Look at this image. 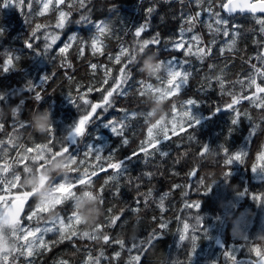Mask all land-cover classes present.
Segmentation results:
<instances>
[{"label":"trees","instance_id":"obj_1","mask_svg":"<svg viewBox=\"0 0 264 264\" xmlns=\"http://www.w3.org/2000/svg\"><path fill=\"white\" fill-rule=\"evenodd\" d=\"M227 1L85 0L82 5L81 0H66L57 7L55 0H11L8 8L0 5V28L4 29L0 35V94L5 96L0 100V169L11 165L7 173L0 174H20L19 186L11 189L14 192L33 191L23 188L21 181L44 169L37 168L44 163L42 160L32 159L38 146L48 144L53 151L58 150L56 138L67 137L87 111L86 134L77 137L76 144L69 142L70 153L78 155L73 168L78 167L79 171L54 175L49 186L73 181L77 198L89 193L101 196L103 201V215L90 230L79 218V223L73 218L69 227L75 199L40 213L30 224L46 226L50 222L48 228L52 231L42 236L45 244L39 243L30 260L15 257L5 264H171L170 245L187 222L191 232L180 255H192L189 262L204 264L207 260L203 255L210 250L212 256L216 255L210 257V264H236L243 260L241 256L233 260L228 253L252 255L248 247L264 252V233L253 238L250 232L248 237L245 235L251 219L260 211L258 200L253 197H264V172L255 175L252 170L262 159L264 164V92L256 88L257 84L264 87V32L258 22L264 17L229 14L223 6ZM149 8L153 9L151 13L147 12ZM61 12L66 15L63 26L57 27ZM216 13L228 21L226 26L215 23ZM82 16L88 19L82 20ZM146 20L149 28L135 37L133 29ZM98 23L107 26L103 33L96 28ZM225 27L228 35L224 34ZM155 33H159L160 45L140 50L143 55L137 62L138 47L134 41L150 39ZM52 36L57 37L55 43ZM72 36L76 39L70 41ZM93 39H98L95 50ZM25 41L33 47H26ZM46 44L51 47L45 54ZM65 44L70 46L61 53ZM174 44L182 47L174 48ZM133 47H137L135 61L128 65L132 74L124 84L121 70L127 71V56L121 55V49ZM152 53L165 65L175 58L183 72L189 73L181 90L166 97V124L160 120L150 123L148 117L154 99L147 97H155L161 88L173 87L167 83L168 75L155 80L139 71L143 60ZM8 59L12 63L5 73ZM250 76H255V84ZM108 91L113 92L108 97L111 107L104 100ZM121 91L126 94H118ZM37 93L42 97L40 101L35 100ZM187 99H194L197 104L188 106ZM97 105L93 113L92 107ZM11 106H19L14 118L8 115ZM189 107L200 119L199 125H187L183 111ZM46 109L51 112L54 129L42 136L32 130L30 122ZM232 118L238 119L237 125L231 124ZM105 123L109 127H104ZM113 124L117 133L111 131ZM153 126L150 137L148 129ZM125 139L127 144L123 143ZM205 145L209 147L207 153L203 152ZM89 146L93 150L86 156ZM28 148L33 151L28 152ZM157 149L168 155L162 156ZM237 153L241 154L240 161L233 159L231 165L225 164ZM97 155L100 160H96ZM121 161L124 163L120 170L108 166ZM29 165L32 171L24 172ZM85 172L91 183L80 185L78 178ZM191 172L195 174L190 175ZM4 187L0 185V189ZM188 203H199L200 207L188 208ZM58 215L64 220L63 240L61 225L52 223ZM237 218L241 222V241L231 235ZM84 232L89 235L84 236ZM105 235L109 237L107 242ZM219 237L225 240L226 250H213ZM181 261L185 262L184 256Z\"/></svg>","mask_w":264,"mask_h":264},{"label":"snow or ice","instance_id":"obj_2","mask_svg":"<svg viewBox=\"0 0 264 264\" xmlns=\"http://www.w3.org/2000/svg\"><path fill=\"white\" fill-rule=\"evenodd\" d=\"M84 2H85V0H81L82 5L84 4ZM0 5H2L3 8H8L11 5V0H0ZM223 6L228 11L229 14L234 13L237 10H239L241 12L247 10V11H250L252 13H256L258 11L264 12V0H259L258 3L232 4L231 6L225 4ZM45 7H47V5H45ZM152 11H153L152 8L147 9L148 13H151ZM208 11L211 13V6H209ZM65 15L66 14L64 12L60 13L61 21H60V23L57 24V27L63 26V18L65 17ZM215 15L217 16V19L215 21V23L217 25H225L226 26L228 24L227 20L219 18L218 13H216ZM81 19L87 20L88 17L82 16ZM258 22L262 25L261 31L264 32V20H258ZM149 26L150 25H149L147 20L143 24L136 26L134 28V36L137 38L140 37L141 34L149 28ZM106 27H107L106 25L102 26L99 23L96 24V28L98 29V31L100 33H103L105 31ZM209 27H211V25H209ZM219 30L220 29H217V31H219ZM189 31H191V29H189ZM3 33H4V29L0 28V35H3ZM224 34L228 35V31H227L226 27L224 29ZM33 35H34V33H33ZM56 39H57L56 36H52V43H55ZM69 39H70V41L75 40L76 37L72 36ZM193 39L199 41V37H197V36H193ZM97 42H98V39H93V41H92V47L94 50L96 49ZM134 43L138 47L139 50L144 51L149 45H153V46L158 47L161 43V39H160L159 33H155L150 39H144L142 41L136 40V41H134ZM25 45L28 48L33 47V45L29 41H25ZM69 46H70V44H65L64 47H62L59 51L61 53H63ZM50 47H51L50 44L45 45V54L47 53V50ZM137 47H133L130 50L129 49H123V48L121 49V55L127 56V61L124 64V68H127V71L124 72V69L121 70L123 72L121 82L124 84H126L127 81L131 78L132 73H131V69L128 68V65L132 64L135 61L134 48H137ZM173 47L174 48H180V47H182V45L181 44H174ZM200 51L203 52V49H201ZM37 54H39V53H37ZM116 60H117V62H119L120 56H117ZM11 63H12L11 59H8L7 61H5V67L3 69V71L5 73H7L9 71V67L11 66ZM183 63H186V61ZM165 66L167 68V75L169 77L167 83L169 86H173L171 88V90H169V88H165V89H167V97H169V96L174 95L176 92H179L181 90L182 84H186V82L188 80L189 73L183 72V69L180 67V65L175 63V58H173L171 61H169L167 63V65H165ZM93 67H95V65H93ZM256 71L259 72V69H257ZM250 79H251L252 84L256 83L255 76H250ZM44 80H47L46 76L44 77ZM28 83H29V85H31L32 81L29 80ZM114 83H115V81H114ZM117 88H119V85H117ZM256 88H257L258 92H264V87H261L260 85L257 84ZM112 94H113L112 91H108L107 96L104 97L105 104H107L109 107L112 106V102L108 101V97H111ZM118 94H126V93H123V91H121ZM141 94H143V93H141ZM4 99H5V96L0 95V100H4ZM41 99H42L41 95L39 93H37L35 95V100L40 101ZM257 99H259V97H257ZM236 102H237L236 100L233 101V103H236ZM185 103L188 106H193V105L197 104V101H195L194 99H187ZM21 104H23V101H21ZM261 106L264 107V100L261 101ZM96 107H99V106L97 105V106L92 107L93 113H95ZM228 107L231 108V105H229ZM105 110H107V109H105ZM218 111H219V109H217L213 113V115H215L216 112H218ZM183 116L187 117L186 123L189 127L192 125H199L201 123L200 119L193 114V110L190 107L186 108L183 111ZM206 119H210V117H208ZM88 123H89V114L87 113V111H85L83 116L79 119L78 123H76V125L72 128V130L69 132V135L67 137H65L63 139L56 138V144L59 145V149L56 151H53V149L50 148L48 146V144L39 145L37 152H36V155L34 157H32V159H33V161L42 160L44 163L38 165L37 168H39V169L45 168L50 159H53L57 156H62V155L68 156L69 158H71L74 161L75 165H77V163H78L77 156L78 155L73 156L70 153L69 142H71V144H76L78 142L76 137H83L86 134L87 129L85 126ZM109 123H111V122H109ZM109 123H105L104 127H109ZM172 123H175V117L173 118ZM231 124L237 125L238 119L232 118ZM21 126H23V125H21ZM0 127H3V125H0ZM120 127L123 128L124 125L121 124ZM154 128H155V126L150 127L148 129V134L150 137L152 136V131ZM111 131L113 133H117V131H118L117 127L114 124L111 126ZM51 133H53V132L50 130V134ZM165 136H166V134H165ZM189 139H191V137H189ZM153 142L154 143H160V141H155V140ZM123 143L127 144L128 141L125 139L123 141ZM92 150H93V147L89 146L88 150L85 152V155L86 156L90 155ZM95 150L96 151H102V149H100V148H97ZM27 151L31 152V151H33V149L28 148ZM157 151H159L162 156L168 155L167 152H164L160 149H157ZM203 152L204 153L209 152V147L207 145L204 146ZM201 154H203V153H201ZM95 158H96V160L101 159V157L99 155H97ZM233 159L236 161H240L241 160V154L237 153L234 157H229L228 159L225 160V164L231 165L233 163ZM80 163L83 164V161H80ZM123 163L124 162L121 161L119 163H111L108 166L113 168V169L120 170L122 168ZM10 168H11V165L3 167L2 169H0V173H7ZM32 169H33V167L29 165V166H25L23 171L29 172V171H32ZM252 170L254 173L256 172L255 167ZM73 171H79V168L78 167L73 168L72 172ZM260 171L264 172V168H262ZM120 174L123 175V172H120ZM194 174H195L194 172L190 173V175H194ZM146 175H148V174L146 173ZM227 175H230V173L226 174V178H227ZM87 177H88V173L85 172L84 175H82L81 177L78 178V183L80 185H84L86 183L90 184L91 181H90V179H87ZM115 178L116 177H112L111 179H115ZM20 179H21L20 174H18L16 172H13L11 176H4V175L0 174V185H4L6 190H7V194L11 195V189L19 186V180ZM201 183H203V181H201ZM74 187H76V183L73 181H71V183H59L58 185H55V191L58 193V196H57V199L55 201H53L52 203L59 205L66 200L71 199L73 201L74 199H76L78 194L73 191ZM102 190L103 189H101V191ZM210 191H211V188L208 189V192H210ZM118 194L119 193L117 192L116 195H118ZM29 197H30L29 193L23 192L22 195H16L14 198V202L11 205H8L5 195H0V203L3 204V208H2V210H0V264H3V262L7 261L9 259V255H11L12 253H14L18 250L21 252V255H23L24 249L18 248V245L16 242L17 240H20L22 238L25 241H27V238L29 235H34L35 233H38V232L52 231V228H47V227L44 229L37 227L35 230L22 229V228L18 227V225L20 223V220H19L20 213L23 210V206H24L25 201ZM98 197L102 203L103 202L102 197L101 196H98ZM253 199L259 200L260 197L254 196ZM186 207H188V208L195 207L198 209L200 207V204L197 203V204L193 205L192 203H188L186 205ZM44 211H46V210L43 207L35 206V211H31L30 215H28L27 218L31 219L32 216L37 215L38 212H44ZM73 218L75 220V223H79L77 213H76L74 208L72 209L71 215L68 217L69 227L71 226ZM116 219H119V217H116ZM197 219L199 220L200 218L198 217ZM57 222L61 225L60 240H63L65 238L63 235L64 220L62 218H60L59 215L52 219L53 224H55ZM114 222L115 221L113 220V223ZM163 226L164 225H162V227ZM183 227L185 229H187L189 227L188 223H185L183 225ZM18 232H25L26 235H24L23 237H20L17 235ZM75 234H76L75 232L72 233V235H75ZM83 235L88 236L89 233L84 232ZM92 238L95 239L96 237L93 236ZM103 239L105 242H107L109 237L107 235H105L103 237ZM179 239L183 240L184 236L180 235ZM39 243L41 245L45 244V241L43 240L42 237L40 238ZM53 243H56V241H53ZM122 243L123 242L121 241V244ZM34 244H35V241H32L26 245V250H27L29 255H32V250H33ZM248 251L250 253L254 252L258 259L257 260L249 259V260L236 261V264H264V252H261V250L258 247H250V248H248ZM194 252H195V248H193V253ZM4 253H8V255H2ZM228 254L232 255L231 252H229ZM136 259H139V257H136ZM232 259L236 260V256L232 255ZM30 264H31V262H30Z\"/></svg>","mask_w":264,"mask_h":264},{"label":"clouds","instance_id":"obj_3","mask_svg":"<svg viewBox=\"0 0 264 264\" xmlns=\"http://www.w3.org/2000/svg\"><path fill=\"white\" fill-rule=\"evenodd\" d=\"M142 55L143 53L137 48V62H139V57ZM156 57L157 54L152 53L144 59L139 71L143 73L146 78L160 80L167 75V68L162 60H158ZM166 97L167 89L165 88L159 89L155 97H152L151 95L147 97L149 99H154V107L148 112L150 123H154L156 120L163 121L165 124L167 123L169 114L168 111L165 110V104L167 103ZM0 112H3V108H0ZM18 113L19 106H11L8 110V115L13 118ZM30 124L32 130L42 136L47 135L50 130L54 129L51 112L47 109L44 112L34 115ZM74 166V161L68 156H57L50 159L47 163V167L43 170L35 171L28 179H22L21 186L25 189L34 190L32 195L35 198L36 205L39 207H45L55 201L58 196L55 188L49 186L53 176L69 174L72 172ZM73 206L82 225L88 230L93 229L103 215L100 199L98 195L95 194L85 193L82 197H78L74 200Z\"/></svg>","mask_w":264,"mask_h":264},{"label":"rangeland","instance_id":"obj_4","mask_svg":"<svg viewBox=\"0 0 264 264\" xmlns=\"http://www.w3.org/2000/svg\"><path fill=\"white\" fill-rule=\"evenodd\" d=\"M133 31H134V29H133ZM146 31H144L143 33H145ZM143 33L141 34V36L143 35ZM76 139H77V137H76ZM263 160V159H262ZM262 160H260L259 161V163H258V165H257V167H256V172H255V175H256V173L257 172H260V169L261 168H264V164H263V161ZM260 166V167H259ZM258 179V178H257ZM55 185H58V183H56ZM55 185L54 186H51V188H55ZM27 193H29L30 194V197H31V194L32 193H30V192H27ZM0 195H5V197H6V201H7V204L9 205L12 201H14V198H15V196L16 195H22V194H19V193H17V192H14L13 190H11V195H8L7 194V190H6V188L4 187V188H2V189H0ZM29 197V198H30ZM28 198V199H29ZM27 199V200H28ZM260 201H261V204H260ZM32 202H35L34 203V205H30L29 206V212H28V214L26 215V217L25 218H27V216L28 215H30V213H31V211H35V206H37L36 205V201H35V199L32 201ZM31 202V203H32ZM56 206V204H53V203H51L50 205H47V206H45V207H43L46 211H44V212H47V211H49L51 208H53V207H55ZM257 206H259V209H260V211H258V213L256 214V216L253 218V222H252V228H249L250 229V231H251V233H252V238L258 233V234H260V233H264V197H261V199L260 200H258V203H257ZM2 208H3V204L2 203H0V210H2ZM44 212H38L37 213V215H35V216H32V218L31 219H28L29 221L28 222H24V220H22V221H20V223H19V225H18V227L19 228H22V229H29V230H35L37 227H39V228H41V229H44V228H48V226H49V224H50V222L49 223H47L46 224V226H43V225H37V226H35L34 224H30V221L31 220H36L37 218H38V216L40 215V213H44ZM241 224V222H240V220H238V218L235 220V222L233 223V226L235 227V226H239ZM10 231V230H9ZM247 233H248V230L246 231V235H247ZM249 234V233H248ZM17 235L18 236H20V237H23L24 235H26V233L25 232H18L17 233ZM43 235H45V232H38V233H35L34 235H29L28 236V238H27V241H25L24 239H20V240H17L16 242H17V245H18V248H21V249H24V252H23V255H21V252L18 250V251H16V252H14V253H12L11 255H9V259L7 260V261H5V262H3V264H5L6 262L8 263L9 261H11V259L12 258H19V257H21V256H23V258H25V260H30L31 258H32V256L33 255H29L28 254V252H27V250H26V245L29 243V242H32V241H35V244L33 245V250H32V253H33V251L37 248V246L39 245V240H40V238L43 236ZM262 236V235H261ZM247 237H248V235H247ZM221 244H223V242H222V240H218V241H216V243H215V247L217 248L218 246L219 247H221ZM248 248H250V247H248ZM251 254L252 255H256L254 252H251ZM2 255H8V253H4V254H2Z\"/></svg>","mask_w":264,"mask_h":264},{"label":"flooded vegetation","instance_id":"obj_5","mask_svg":"<svg viewBox=\"0 0 264 264\" xmlns=\"http://www.w3.org/2000/svg\"><path fill=\"white\" fill-rule=\"evenodd\" d=\"M255 215H256V213H255ZM251 220H252L251 221V225H252L253 218ZM226 221L227 220H225L224 222H226ZM188 225H189V223H188ZM189 227L187 229L184 228L183 230H181L182 231L181 232V235L184 236V239L183 240H180L179 239V236L177 235L176 236V239L170 245V253H169V255H170L171 260H172L171 264H195L193 262H189V259L192 257V255H180V251L183 249V247L184 248L186 247V246H184V243L187 240V238L189 236V233L191 232V229ZM225 227H226V224H225ZM250 228H252V226H250ZM247 230H248V233L250 232V236H252V233H251L250 229H247ZM231 233H232V238L234 240H240L241 241L242 240L241 224L239 226H235V227L233 226L232 229H231ZM248 233H247V235H248ZM245 235H246V232H245ZM218 240H222L223 244H221V247L218 246L217 248L215 247V244H214L213 250H218V249H221V251L226 250L227 245H226L225 240L222 239V238H220V237L216 239V241H218ZM216 241H215V243H216ZM240 248H242V247L240 246ZM211 252H213V251L210 250V251H208V255H203V257L207 260L204 264H210V257L212 256L211 255L212 254ZM215 252L216 253H219L218 251H215ZM182 256H184L185 262L181 261ZM213 256L215 257L216 255H213ZM222 256L226 258L229 255H222ZM235 256H236V258H238V257L241 256V258L243 260H249V259H251V260H257L258 259L256 257V255H246V256L243 257L242 255H236L235 254ZM239 261H241V259H239Z\"/></svg>","mask_w":264,"mask_h":264},{"label":"water","instance_id":"obj_6","mask_svg":"<svg viewBox=\"0 0 264 264\" xmlns=\"http://www.w3.org/2000/svg\"><path fill=\"white\" fill-rule=\"evenodd\" d=\"M56 2H57V7H61L63 4H64V2H65V0H56ZM259 2V0H230V1H228L226 4L227 5H229V6H231L232 4H243V3H258ZM225 11L228 13V11L225 9ZM244 13V14H247V15H252V16H264V12H256V13H252V12H250V11H247V10H245V11H243V12H241V11H239V10H237V11H235L234 13ZM231 14H233V13H231ZM14 202V201H13ZM12 202V203H13ZM11 203V204H12ZM10 204V205H11ZM25 211H26V201H25V203H24V206H23V210L21 211V213H20V217H19V220H21L23 217H24V214H25Z\"/></svg>","mask_w":264,"mask_h":264},{"label":"bare ground","instance_id":"obj_7","mask_svg":"<svg viewBox=\"0 0 264 264\" xmlns=\"http://www.w3.org/2000/svg\"><path fill=\"white\" fill-rule=\"evenodd\" d=\"M240 78H241V77H240ZM245 88H246V87H245ZM247 92H248V91H247ZM227 180H228V179H227ZM229 183H230V181H229ZM218 185H219V184H218ZM227 186H229V185H227ZM209 187H210V186H209ZM214 187H215V185H214ZM221 188H223V187H221ZM225 188H226V187H225ZM247 188H248V187H247ZM247 188H246V189H247ZM248 189H249V188H248ZM211 190H212V189H211ZM237 190H238V189H237ZM205 191H206V188H205ZM214 191H215V190H214ZM220 191H221V190H220ZM222 191H224V189H223ZM244 191H245V190H244ZM248 191H250V190H248ZM253 191H254V190H253ZM210 192H211V191H210ZM235 192H236V191H235ZM239 192H240V191H239ZM259 192H260V191H259ZM262 192H263V191H262ZM213 193H214V192H213ZM217 193H218V192H217ZM226 193H227V192H226ZM246 193H247V192H246ZM255 193H256V191H255ZM218 194H219V193H218ZM242 194H243V192H242ZM261 194H262V193H261ZM208 195H209V193H208ZM210 195H212V194H210ZM221 195H222V192H221ZM224 195H225V194H224ZM224 195H223V196H224ZM228 195H229V194H228ZM231 195H232V194H231ZM214 196H215V195H214ZM256 196H257V195H256ZM225 197L227 198V196H225ZM212 198H213V197H212ZM232 198H233V197H231V199H232ZM214 199H215V198H214ZM220 199H221V198H220ZM221 200H223V199H221ZM229 200H230V199H229ZM235 200H237V198H236V199L234 198V201H235ZM214 201H215V200H214ZM234 201H232V203H233ZM216 202H217V201H216ZM221 202H223V201H221ZM224 202H226V201L224 200ZM230 202H231V201H230ZM228 203H229V202H228ZM232 203H231V204H232ZM235 203H236V202H235ZM235 203H234V204H235ZM217 205H218V202H217ZM219 205L222 206V203L219 204ZM219 205H218V206H219ZM224 205L226 206V203H225ZM236 205H237V204H236ZM211 206H214V205H211ZM215 206H216V205H215ZM221 206H220V207H221ZM249 207H250V206H249ZM213 208H216V207H213ZM217 208H218V207H217ZM221 208H222V207H221ZM223 208H224V207H223ZM233 208H234V207H233ZM222 210H223V209H222ZM222 210H221V211H222ZM213 211H214V210H213ZM234 212H235V211H234ZM220 214H221V213H220ZM220 214H219V215H220ZM222 214H223V213H222ZM222 214H221V215H222ZM227 214H228V213H227ZM225 215H226V214H225ZM234 215H235V214H234ZM180 216H181V215H180ZM180 216H179V217H180ZM213 217H214V216H213ZM228 217H229V216H228ZM232 217H233V216H232ZM214 218H215V217H214ZM229 218H230V217H229ZM221 219H222V218H221ZM232 219H233V218H232ZM180 220H181V219H180ZM184 221H186V220H184ZM187 223H188V222H187ZM182 226H183V225H182Z\"/></svg>","mask_w":264,"mask_h":264}]
</instances>
